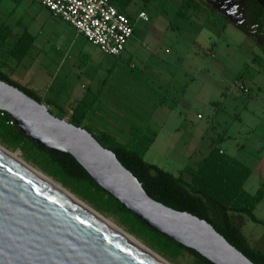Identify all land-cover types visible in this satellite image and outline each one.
I'll use <instances>...</instances> for the list:
<instances>
[{"label": "rangeland", "instance_id": "rangeland-1", "mask_svg": "<svg viewBox=\"0 0 264 264\" xmlns=\"http://www.w3.org/2000/svg\"><path fill=\"white\" fill-rule=\"evenodd\" d=\"M142 10L148 16L146 21L138 17ZM126 11L133 22V35L119 56L105 53L78 32L75 38L74 28L61 20L75 39L65 61L75 63L76 76L66 77L53 89H38L44 100L56 104H46L48 108L68 120L61 111L69 113L79 103L84 104L87 113L81 126L85 129L96 136L107 132L140 150L147 162L175 176L183 173L187 179L189 175L183 172L186 165L195 166L215 146L223 148L249 166L251 172L244 188L254 193L264 182V51L251 37L196 0H134ZM31 13L41 15L46 10L35 0H0V65L18 64L14 65L17 70H23L39 49L41 43H35L23 59L10 53ZM60 45L61 57L68 49ZM81 48L90 51L91 63L74 53ZM41 61L52 69L57 57L51 53ZM10 138L0 131L1 145L63 185L169 264H195V258L186 251L163 253L122 222L118 209L95 207L43 170L32 158L35 147L12 143ZM153 138L154 143L145 151ZM254 213L264 221V198ZM232 215L251 246L264 252V224L243 213Z\"/></svg>", "mask_w": 264, "mask_h": 264}, {"label": "water", "instance_id": "water-1", "mask_svg": "<svg viewBox=\"0 0 264 264\" xmlns=\"http://www.w3.org/2000/svg\"><path fill=\"white\" fill-rule=\"evenodd\" d=\"M264 7V0H256ZM0 111L33 141L72 156L146 225L212 264H257L207 220L150 197L115 153L83 126L0 79ZM0 264H159L106 222L0 152Z\"/></svg>", "mask_w": 264, "mask_h": 264}, {"label": "trees", "instance_id": "trees-1", "mask_svg": "<svg viewBox=\"0 0 264 264\" xmlns=\"http://www.w3.org/2000/svg\"><path fill=\"white\" fill-rule=\"evenodd\" d=\"M110 1L130 17L126 7L132 0ZM33 41L34 36L24 31L14 43L10 51L11 55L21 59ZM0 79L20 88L37 101L55 104L51 100H44L36 90L15 81L1 69ZM61 112L68 115L69 122L78 126L87 113L82 103L69 113L63 110ZM0 131L4 136L9 134L12 143L35 147L36 152L32 158L43 170L70 186L74 192L92 202L98 209H118L122 222L128 224L136 233L144 235L163 253L174 254L186 251L195 258V264H212L196 251L181 246L146 225L113 195L101 188L72 156L36 143L26 136L8 113L3 111H0ZM94 136L104 147L115 153L119 161L137 177L150 197L169 207L190 212L207 220L250 260L264 264V252L250 245L241 228L230 216V212L243 213L252 221L264 224V221L254 213L256 205L264 198V182L254 193L244 188V182L251 172L249 166L215 146L197 162L196 166L184 167L183 172L189 175L187 179L183 173L175 176L162 167L147 162L140 150L119 142L107 132L102 131L99 136Z\"/></svg>", "mask_w": 264, "mask_h": 264}, {"label": "crops", "instance_id": "crops-1", "mask_svg": "<svg viewBox=\"0 0 264 264\" xmlns=\"http://www.w3.org/2000/svg\"><path fill=\"white\" fill-rule=\"evenodd\" d=\"M133 1L134 0H132L131 2ZM40 7L44 8L42 5H40ZM44 9L46 10V13H43L41 15L39 13H31L27 15L28 17L27 19H25L23 23V28L21 32L17 35V37L14 40V43H15L24 31H28L34 36V41L32 42L29 49L34 47L35 43H38V42L41 43L39 46V49L36 51V54L33 56V59L29 62L28 66L23 70H17V67L15 66H18V64H14L15 66L12 64L11 65L10 64L0 65V69L6 72L12 79H14L15 81L19 82L20 84L26 87L36 90L37 92L39 88L40 89L45 88L48 90L53 89L55 88L56 84L66 80V77L70 75L76 76L75 63L66 62L65 57L69 58L68 56L69 55L68 52H70L69 47H72V48L74 47L75 45L74 37L75 38L78 37V33L74 29L76 34L74 35L73 38L70 37L69 29H68L69 27L64 25L61 19L59 20V18L54 17L46 8ZM1 25L2 24H0V26ZM60 44H62V46L64 47L67 46L68 50H67V53L65 52L67 54L66 56L64 55L65 54L64 53L60 57V52H61ZM51 53L57 57L55 68H52V69L49 68L47 63L43 64V62L41 61L42 58H45L47 54L50 55ZM74 53H78L79 56H82V55L85 56L88 59L85 61L91 63L92 54L90 53V51H87L81 48V49H76ZM84 59L85 58H83V60ZM106 78L107 76H105L104 79ZM85 104L88 105V103L86 102ZM155 135H157V132H155ZM155 135H154V138H155ZM141 138H143L142 135L140 136V139ZM154 138L150 140L148 145H145L144 147L145 151L154 143L155 141ZM221 149L225 152L223 148ZM232 213L233 212H230V216L235 222V219L233 218ZM235 224L240 227L239 224L237 223Z\"/></svg>", "mask_w": 264, "mask_h": 264}, {"label": "built area", "instance_id": "built-area-1", "mask_svg": "<svg viewBox=\"0 0 264 264\" xmlns=\"http://www.w3.org/2000/svg\"><path fill=\"white\" fill-rule=\"evenodd\" d=\"M35 1L107 54L120 55L133 35L131 18L110 0ZM138 17L148 19L144 11Z\"/></svg>", "mask_w": 264, "mask_h": 264}, {"label": "flooded vegetation", "instance_id": "flooded-vegetation-1", "mask_svg": "<svg viewBox=\"0 0 264 264\" xmlns=\"http://www.w3.org/2000/svg\"><path fill=\"white\" fill-rule=\"evenodd\" d=\"M251 37L264 51V7L256 0H196Z\"/></svg>", "mask_w": 264, "mask_h": 264}, {"label": "bare ground", "instance_id": "bare-ground-1", "mask_svg": "<svg viewBox=\"0 0 264 264\" xmlns=\"http://www.w3.org/2000/svg\"><path fill=\"white\" fill-rule=\"evenodd\" d=\"M0 152L11 157L14 162L21 167L23 170L31 174L33 177L41 180L42 182L52 186L55 188V191L60 194L61 196L70 198L92 214L96 215L100 219L106 222V227L117 234L119 237L136 247L138 250H140L142 253H144L146 256L150 257L154 261L158 262L159 264H169L163 257H161L157 252L152 250L151 248L144 245L142 242L137 240L133 235L122 229L121 227L117 226L113 222L107 220L105 217H103L96 209H94L92 206H90L87 202L83 201L81 198L70 192L68 189H66L63 185L55 181L53 178L45 174L44 172L38 170L37 168L33 167L32 165L25 162L22 158H20L16 153L10 151L6 147L0 144Z\"/></svg>", "mask_w": 264, "mask_h": 264}]
</instances>
